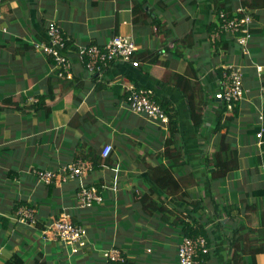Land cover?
<instances>
[{
    "label": "crops",
    "instance_id": "crops-1",
    "mask_svg": "<svg viewBox=\"0 0 264 264\" xmlns=\"http://www.w3.org/2000/svg\"><path fill=\"white\" fill-rule=\"evenodd\" d=\"M139 1L166 16L171 37L181 38L191 31L194 45L183 54L164 51V44H173H163L162 35L136 22L132 6ZM156 2L0 0V25L5 28L0 29V264L14 253L22 264H107L100 250L113 244L125 252L127 264H175L177 244L184 236L181 227L157 224L140 212L138 201L147 191L153 192V198L162 194L147 178L139 156L144 149L161 148L157 141L166 135L168 125L149 121L128 107L124 90L131 82L151 86L156 100L167 98L175 113L176 144L183 149L187 172L197 176L187 198L201 199L203 207L196 215L209 229L215 250L209 264H229L231 227L244 223L246 228H259L264 212V139L256 133L264 98V7L251 9L254 20L247 53L225 37L231 40L230 49L214 55L207 37V25L214 19L209 0H199L196 9L175 0L166 1L162 9ZM49 21L57 22L72 41L68 51L73 82L68 87L60 84L53 62L33 46L45 40ZM115 33L130 35L137 53L146 52V59L138 60V66L114 62L100 74L88 72L74 46H103ZM227 62L242 67L247 90L236 105L238 115L227 134L238 152V168L225 178L211 180L207 160L216 140L213 128L219 117L224 121L230 114H221V105L213 99L217 69ZM51 86L55 98L49 113H29L22 107ZM188 98L201 103L202 121L195 127ZM105 144L112 145L107 157L112 162L101 155L100 169L82 179L45 185L35 177V168L57 169L88 146L100 155ZM159 159L169 163L165 157ZM80 183L99 184L101 203L88 206L76 201L74 192ZM166 200L174 210L189 212L186 202ZM18 202L34 207L36 226L16 221L13 207ZM62 212L87 228L89 246L74 253L75 259L69 247L47 230ZM243 259L248 261L246 255ZM256 262L264 264V252L256 255Z\"/></svg>",
    "mask_w": 264,
    "mask_h": 264
},
{
    "label": "trees",
    "instance_id": "trees-1",
    "mask_svg": "<svg viewBox=\"0 0 264 264\" xmlns=\"http://www.w3.org/2000/svg\"><path fill=\"white\" fill-rule=\"evenodd\" d=\"M171 0H157V5L162 9H166L167 2ZM176 2L185 3L186 5L193 6L195 9L197 8V4L199 0H175ZM209 2L213 6V20L211 23L207 25L208 30V40L210 47H212V54L216 55L220 52H226L230 49V45L228 43L233 39L230 36H223L211 40L210 35L211 31L215 29V26L218 21V13L219 11H224L227 16H232L235 10V7L241 5L246 7L251 11V9H258L264 7V0H209ZM238 4V5H237ZM153 6H149L147 2H136L132 6V12L136 22L140 21L146 27L150 26V29L156 33L163 36V44L167 42H171L173 46H167L164 44L163 50L169 51L171 53L183 54L187 48L192 47L194 45V37H192L191 31H189L185 36L181 38H173L170 36L171 29L169 22L165 15L158 14L154 10ZM241 14V13H240ZM252 16L253 13L251 12ZM254 20V18H253ZM151 31V32H152ZM64 34V33H63ZM118 34V33H115ZM65 36V35H64ZM66 37V36H65ZM225 37L231 38V40L224 39ZM234 40V39H233ZM235 41V40H234ZM72 45V41L66 38V46L69 49ZM74 50L77 52L81 51L80 47L74 46ZM149 51V55L153 56L154 53ZM145 54L136 53L133 58L135 60H145ZM49 61L52 62V58L47 56ZM83 65H85L86 57L82 55ZM153 59H156L154 57ZM139 64V62H138ZM110 65V64H109ZM138 66V65H136ZM216 71V70H215ZM221 68L217 69V73L220 74ZM60 80V84L68 87L70 82H73L72 78H58ZM134 84L135 89L142 88H151V86L140 84L139 82H131ZM262 87L264 90V80L262 83ZM125 91V101L128 95V91ZM154 93V90H153ZM47 96L49 97L50 102H46ZM155 96V93H154ZM55 98V94L53 92V86L48 88L47 93L45 95L39 96L37 100L32 102L31 104L22 106L26 109L27 112L36 113L38 111L43 110L45 113H49L53 109V101ZM189 100L190 105V117L192 124L198 126L201 124V103L195 104L194 100ZM160 106L163 110L169 115V124L168 129L166 131V135L162 136L161 140H158V145H161V148H158L156 152H149L146 149L143 150V154L139 156L140 161L142 162L146 176L151 182L162 191V194L158 195L156 198H153V192L147 191L138 196V201L141 202L142 208L141 213L146 216L152 217L157 224L162 225L163 223L168 224V226H180L182 235L185 237H197L204 236L207 240V249L206 252L199 251L197 255L194 257V264H209L211 258L214 256L211 244V238L209 229L204 225V223L197 217V213L202 209L201 199L196 200H188L187 197L190 196L193 187L197 185V176L192 172H187V161L185 159L183 149L176 144V133H177V121L175 118V113L172 112V109L169 104V100L167 98L160 97L157 99ZM239 102V101H238ZM237 102V104H238ZM261 112H262V138L264 139V98L261 101ZM219 104V103H218ZM236 104V105H237ZM220 105V104H219ZM236 105L233 110L229 111L230 114L226 116L224 121L219 117L217 123L215 125L214 133L216 134L215 143L211 148V151L208 154L207 162L211 165V170L209 172V177L211 180L218 178H225L229 176L234 170L238 168V152L234 148V142L232 139L228 138V130L230 128V123L233 119L237 117ZM18 106V105H17ZM20 106V105H19ZM221 114L224 111H228L225 106H221ZM147 119V117H145ZM149 119V118H148ZM147 119V120H148ZM149 121H152L149 119ZM74 122L73 117L69 120V124L72 125ZM257 127H255V131H258ZM102 150V148H101ZM112 150V145H111ZM101 151L100 155L97 154L94 149L91 147H87L77 154L74 155V160L83 159L86 161L90 167L86 168L85 174L73 178L74 180L82 179L88 173L100 169L101 167ZM105 160L110 164L112 162L110 159ZM161 157H165L168 159L169 163L165 164L161 161ZM58 169V168H57ZM55 169V170H57ZM210 180V179H208ZM56 177L55 181L49 185H57L64 183ZM92 186L96 187L97 191L100 193L101 186L99 184H91V183H80L74 192V198L77 199V193L82 188L89 189ZM101 194V193H100ZM102 196V195H101ZM179 200L187 203L189 207V212H179L178 210H174L172 207L168 205V201L166 199ZM79 202V201H78ZM99 204L95 200H93L88 206H93ZM20 206H29L31 205L25 202H18L14 204L13 210H17ZM34 209V207H32ZM35 210V209H34ZM226 213L228 211H225ZM70 220L73 223H77L70 217ZM38 222H36L35 226ZM80 224V223H79ZM259 230L257 228H246L245 224L242 223L239 226H234L230 228V233L227 235V241L230 245L228 247L227 254L229 255V264H257L256 255L258 253L264 252V212L261 213L259 218ZM44 228V227H43ZM259 231V232H258ZM182 241V239H181ZM180 241V242H181ZM179 242V243H180ZM177 244V247L179 245ZM89 245L86 246L88 248ZM119 248L123 252L124 260L120 261H108L107 264H127V256L121 247L118 245H110ZM106 246L105 248H108ZM83 248L82 250H84ZM95 250V248H94ZM98 248V253H99ZM218 251V250H217ZM177 252V248H176ZM246 255L248 257V261L243 259V256ZM177 262V258H176ZM175 262V264H176ZM23 261L17 253H14L11 258H9L5 264H22ZM39 264V263H36Z\"/></svg>",
    "mask_w": 264,
    "mask_h": 264
},
{
    "label": "built area",
    "instance_id": "built-area-1",
    "mask_svg": "<svg viewBox=\"0 0 264 264\" xmlns=\"http://www.w3.org/2000/svg\"><path fill=\"white\" fill-rule=\"evenodd\" d=\"M241 13V14H240ZM218 21L215 29L211 31L212 41L219 37L230 36L243 52H248L249 41L251 39V27L253 16L251 11L244 6H237L232 16H227L224 11H219ZM0 29L5 30L0 25ZM35 50L41 55L52 58L53 68L56 70L58 78H72V60L66 46V37L59 24L55 21H49L46 26V38L41 42H34ZM138 52L136 41L125 34H114L103 46L89 44L86 48H81L79 58L82 55L86 57L85 67L90 73L103 71L104 68L114 62H130L133 66L138 65V61L133 56ZM221 72L218 77V89L213 94V99L221 106H225L228 111L233 110L238 101H240L247 91L243 85V69L238 64H223L220 66ZM257 71H261V66H257ZM125 90L129 93L126 98L128 107L135 113L144 115L153 122L163 125L169 124V115L162 109L156 100L153 89L142 88L135 89L134 84L125 85ZM260 129L256 137L262 138V112L258 115ZM111 151V145L105 144L102 147L101 155L106 157ZM90 165L83 159L68 162L60 166L57 170L35 168L33 172L37 180L45 185L55 181L57 177L62 181L71 180L85 174L86 168ZM77 199L82 204L89 205L93 200L101 203L103 199L96 187L89 189L82 188L77 193ZM16 217L21 223L34 225L37 222L36 211L29 206H20L16 210ZM57 240L67 247L71 253L82 251L88 245L87 228L83 224L73 223L70 216L66 213H60L54 218L47 227ZM207 240L204 236L182 237L176 252V264H194V257L199 251L206 252ZM100 256L105 261L124 260L123 252L114 246L100 250Z\"/></svg>",
    "mask_w": 264,
    "mask_h": 264
},
{
    "label": "rangeland",
    "instance_id": "rangeland-1",
    "mask_svg": "<svg viewBox=\"0 0 264 264\" xmlns=\"http://www.w3.org/2000/svg\"><path fill=\"white\" fill-rule=\"evenodd\" d=\"M238 46V45H237ZM238 48H239V51H242V49L238 46ZM250 57H251V52H250ZM229 63H234V64H239V63H235V62H229ZM228 62H227V64H229ZM264 97V96H263ZM263 99V98H262ZM194 156V155H193ZM15 219H16V221L18 222V223H20V224H23V225H25V223H21L19 220H18V217H16V211H15ZM218 240V239H217ZM74 254V253H73ZM75 255H77V254H74V256H73V259H75Z\"/></svg>",
    "mask_w": 264,
    "mask_h": 264
},
{
    "label": "bare ground",
    "instance_id": "bare-ground-1",
    "mask_svg": "<svg viewBox=\"0 0 264 264\" xmlns=\"http://www.w3.org/2000/svg\"><path fill=\"white\" fill-rule=\"evenodd\" d=\"M260 110V109H259Z\"/></svg>",
    "mask_w": 264,
    "mask_h": 264
}]
</instances>
